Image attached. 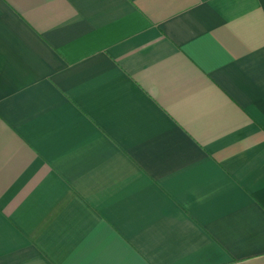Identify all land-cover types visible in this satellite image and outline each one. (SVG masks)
Listing matches in <instances>:
<instances>
[{"label":"crops","instance_id":"obj_1","mask_svg":"<svg viewBox=\"0 0 264 264\" xmlns=\"http://www.w3.org/2000/svg\"><path fill=\"white\" fill-rule=\"evenodd\" d=\"M0 264H264V0H0Z\"/></svg>","mask_w":264,"mask_h":264}]
</instances>
